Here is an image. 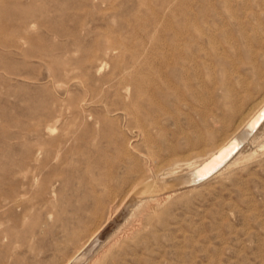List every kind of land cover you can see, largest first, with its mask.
Here are the masks:
<instances>
[{"label": "rangeland", "instance_id": "374dc122", "mask_svg": "<svg viewBox=\"0 0 264 264\" xmlns=\"http://www.w3.org/2000/svg\"><path fill=\"white\" fill-rule=\"evenodd\" d=\"M168 20L191 28L182 62L147 66ZM247 87L264 0H0V264H69L106 224L71 264H264V152L160 209L141 189L171 190Z\"/></svg>", "mask_w": 264, "mask_h": 264}, {"label": "bare ground", "instance_id": "6f19581e", "mask_svg": "<svg viewBox=\"0 0 264 264\" xmlns=\"http://www.w3.org/2000/svg\"><path fill=\"white\" fill-rule=\"evenodd\" d=\"M190 31H191V28L183 20H174V21L168 20V21L164 22L162 34H161V37L159 38V42H160V48H159V50H160V53L161 54L159 53L160 55L159 56L157 55L158 56V59L156 60L153 57V55H152V51L149 50L147 52L148 54L146 56V61H145L146 62V65L147 66H152V65H156L157 64L161 68H167L170 65L171 61L173 62V64L174 63L175 64L181 63L182 62L181 61L182 54L184 53V48H183L182 42H183V39L187 36V34L190 33ZM202 35H203V33H202ZM185 56H186V54H185ZM133 68H135V67H133ZM229 94H231V92ZM234 99H235L234 104L226 112L220 113V115H216V114L203 115V118L205 119V122L207 123V126H206L207 127V130H209V131H215L217 128L223 127L225 129V134H224L223 138H221L211 148L208 147L209 149H207L204 153H202V154L200 153L198 155H196L197 153L196 154L194 153V155L189 156L188 158H186V160L176 161L175 163L171 164L170 167H168V169L166 170V173H164L163 175L165 177V180L170 179V183L173 184V187H172L171 190L166 191V192H164L161 195H159V194L154 195L153 194V192H154L153 190H155L154 188H153L152 191H150L149 188H147V187H145V188L142 187L141 188L142 191H143L142 193L143 194H147L146 200H144V203H143V204H146L145 206H147V208H148V206H150V207H153V208L160 209L161 208V205L163 203L169 202L173 198L181 195L186 189L190 188L191 186L192 187L193 186H196L197 187L198 185H201V184H204L206 182H209L212 179H217V178L223 177L227 172H229L230 170L234 169L239 164L247 163V162L253 160L259 154V152H262V153L264 152V142H261L258 145V147L256 146L257 149L255 151H252V153L249 154V155H246L245 152L241 150V145L242 144H245L246 142L249 145H253L255 143L256 139L258 140V138H259V136H260V134H261V132L263 130L264 121H263V123L257 129V125H258V123H259L260 120L258 118H256V119H254V118L258 114H260V112L264 109V93L259 92L258 94L255 95L254 94V91L250 87H247V88H244V90H243V92L241 94L236 95L234 97ZM182 103H183V101H182ZM262 117H264V114L262 115ZM193 119H194V117H193ZM252 120H253V122L250 124V122ZM190 123L191 122H189V124ZM196 125H198V123H196ZM184 131L186 132L187 129L184 130ZM184 131H181V132H184ZM178 133H180V132H178ZM185 134H187V133H185ZM197 134H198V132H197ZM199 135H200L199 137L201 139L204 137V134L203 133H200ZM186 140H187V138H186ZM261 141H263V139ZM149 142H148V144L150 145ZM159 144H161V143H159ZM195 145H196V143H195ZM150 146H148V147H150ZM239 146H240L239 150H237L235 153H233L232 152L233 151V148L234 147H239ZM151 147H150V149H151ZM150 149H148L149 152H150ZM189 151H190V149H189ZM149 152H147V154ZM218 153H219V155L216 156ZM188 154H190V153H188ZM188 154L186 156H188ZM178 155H181V154L179 153ZM156 156H157V154L154 157H156ZM182 156H183V154H182ZM230 156H231L230 160H228V161H226L224 163L225 159H227ZM144 158H146V157H144ZM164 163H166V162H164ZM160 165H162V164H160ZM182 166H187L188 169H189V172H188L187 175H185L186 177L184 176V177L177 178L176 177V174L178 173V170L181 169ZM141 169H143V168H141ZM140 173H141V171H140ZM144 175H142V176H144ZM139 176H141V174ZM138 180H141V179H139V177H138ZM150 185H148V186H150ZM154 187L155 188H158V186H157L156 183L154 184ZM144 199H145V197H144ZM126 201H127V199H126ZM122 206L123 205H121L118 208V210L116 211V213L113 215V218H115L119 214ZM150 207H149V209H150ZM122 216L123 215H121V218H122ZM121 218H119V220ZM106 226H107V224L104 225L102 228H100L89 239V241L86 243V245L84 246V248L78 253L77 256H75V258H77L80 254H83V253L86 252L87 248L90 247V244L92 242H94L93 240L96 239V237L100 234V232ZM120 229H122V228L120 227ZM119 232L120 231L118 229L111 236L110 241ZM99 241H100V239L97 240V242L95 243L94 247H96V245L99 243ZM82 257L84 258V254H83ZM75 258H73L70 261L69 264H71L75 260ZM83 258H81V259H83ZM74 263H75V261H74Z\"/></svg>", "mask_w": 264, "mask_h": 264}, {"label": "water", "instance_id": "95a60500", "mask_svg": "<svg viewBox=\"0 0 264 264\" xmlns=\"http://www.w3.org/2000/svg\"><path fill=\"white\" fill-rule=\"evenodd\" d=\"M264 114V109L260 112V114H258L254 119H256V118H258L260 121H259V123H258V125H257V129H258V127L263 123V121H264V117H262V115ZM262 117V118H261ZM253 119V120H254ZM253 120L250 122V124L253 122ZM228 147V146H227ZM226 147V148H227ZM225 148V149H226ZM239 148H240V146L239 147H234L233 148V153H235L237 150H239ZM223 151V150H222ZM232 153V154H233ZM219 155V153L216 155V156H218ZM230 158H231V156L230 157H228L227 159H225V161H224V163L226 162V161H228V160H230Z\"/></svg>", "mask_w": 264, "mask_h": 264}]
</instances>
